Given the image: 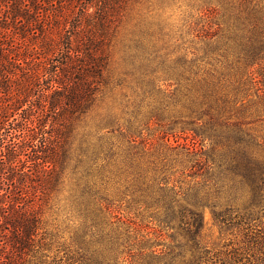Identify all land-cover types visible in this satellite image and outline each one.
Returning a JSON list of instances; mask_svg holds the SVG:
<instances>
[{
    "label": "rangeland",
    "instance_id": "374dc122",
    "mask_svg": "<svg viewBox=\"0 0 264 264\" xmlns=\"http://www.w3.org/2000/svg\"><path fill=\"white\" fill-rule=\"evenodd\" d=\"M237 24L223 0H130L115 18L107 83L91 111L66 130L68 157L43 201L54 264H152L165 255L188 262L195 250L190 217L168 216L161 204L170 197L202 202L204 249L240 244L246 224L236 215L244 213L249 190L227 169L225 140L209 131L195 137L191 129L209 119L206 110L222 121L243 119L264 158V84L254 82L257 66L237 46ZM29 29L26 40L16 31L0 40L1 64L26 46L39 47L38 29ZM207 31L211 39L201 35ZM31 55L36 62L39 54ZM32 63L23 65L29 70ZM0 101L8 102L5 93ZM193 146L213 147L214 165L206 169L188 154ZM227 207L232 219L216 220L214 212ZM251 227L264 230V210Z\"/></svg>",
    "mask_w": 264,
    "mask_h": 264
},
{
    "label": "trees",
    "instance_id": "16d2710c",
    "mask_svg": "<svg viewBox=\"0 0 264 264\" xmlns=\"http://www.w3.org/2000/svg\"><path fill=\"white\" fill-rule=\"evenodd\" d=\"M129 1L0 0V40H10L15 31L26 40L31 26L38 29L41 38L38 48L26 46L13 57H3L7 65L0 63V99L2 93L8 97L6 104H0V264L55 263V259L50 260L43 201L57 184L58 166L62 167L68 157L63 142L66 130L91 111L107 83V40L115 18ZM223 1L237 13L242 36L236 44L243 58L257 66L252 79L264 84V0ZM201 33L208 39L213 36L210 31ZM35 52L39 54L36 62L31 55ZM30 62L33 66L26 70L23 63ZM258 90L264 94L262 87ZM209 111L207 121L191 128L193 136L202 138L209 131L211 139L220 137L227 143V169L250 194L244 213L236 215L246 226L240 244L230 243V248L212 252L204 249L199 239L202 202L187 198L184 204L176 197L164 200L161 207L168 216L190 217L195 250L188 262L179 264H264V230L251 227L264 210V158L253 150L257 136L245 120L222 121ZM213 151V147L187 149L188 154L198 155L196 160L206 169L214 165L213 159L209 161ZM233 211L227 207L224 212H214V217L228 223L232 219L228 214ZM167 258L165 255L152 264H177L167 262Z\"/></svg>",
    "mask_w": 264,
    "mask_h": 264
}]
</instances>
